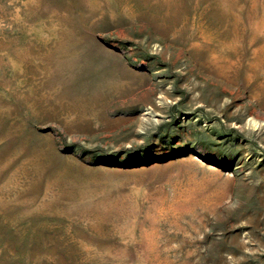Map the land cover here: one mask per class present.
<instances>
[{"label": "rangeland", "instance_id": "1", "mask_svg": "<svg viewBox=\"0 0 264 264\" xmlns=\"http://www.w3.org/2000/svg\"><path fill=\"white\" fill-rule=\"evenodd\" d=\"M0 264H264V0H0Z\"/></svg>", "mask_w": 264, "mask_h": 264}]
</instances>
